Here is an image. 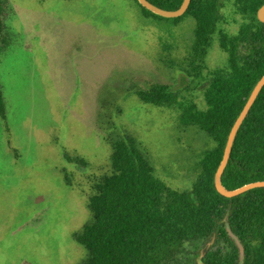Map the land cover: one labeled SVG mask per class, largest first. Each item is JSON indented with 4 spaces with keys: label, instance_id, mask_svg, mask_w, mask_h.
<instances>
[{
    "label": "rangeland",
    "instance_id": "rangeland-1",
    "mask_svg": "<svg viewBox=\"0 0 264 264\" xmlns=\"http://www.w3.org/2000/svg\"><path fill=\"white\" fill-rule=\"evenodd\" d=\"M223 11L222 27L236 33L239 16ZM5 23L0 264H81L73 236L89 220L92 183L110 171L111 140L133 139L179 190L213 145L175 109L139 96L181 84L195 22L144 13L135 0H9ZM225 62L214 38L202 74ZM194 99L205 107L200 91Z\"/></svg>",
    "mask_w": 264,
    "mask_h": 264
},
{
    "label": "trees",
    "instance_id": "trees-1",
    "mask_svg": "<svg viewBox=\"0 0 264 264\" xmlns=\"http://www.w3.org/2000/svg\"><path fill=\"white\" fill-rule=\"evenodd\" d=\"M135 1L144 13L166 18ZM148 1L169 10L182 2ZM263 3L190 0L185 12L172 18L188 16L195 22L182 82L175 87L152 86L139 96L175 109L182 126L205 132L213 145L203 152L191 187L179 190L155 176L133 139L122 135L111 140L110 171L92 183L89 220L73 236L86 250L81 264H264V187L225 197L214 186L228 133L264 74V23L256 18ZM228 5L239 16L234 34L222 27L228 23L223 11ZM8 12L9 0H0V51L8 41ZM214 38L226 53V62L202 74ZM197 91L203 109L194 99ZM0 117L5 118L1 84ZM258 180H264V85L236 132L221 174L228 189ZM226 224L243 246L241 260Z\"/></svg>",
    "mask_w": 264,
    "mask_h": 264
},
{
    "label": "water",
    "instance_id": "water-1",
    "mask_svg": "<svg viewBox=\"0 0 264 264\" xmlns=\"http://www.w3.org/2000/svg\"><path fill=\"white\" fill-rule=\"evenodd\" d=\"M137 1L139 2V4L141 6L145 7L149 11H151V12H153L159 16L166 17V18H173V17H178V16L182 15L185 12V10L187 9L188 4L190 2V0H182L179 7H177L176 9L169 10V9L160 8V7L152 4L148 0H137ZM256 18L260 22L264 23V3L258 7V9L256 11ZM263 85H264V74L255 83V85L252 88L244 106L242 107L237 118L235 119V121H234V123H233V125H232V127L228 133L227 140H226L224 150H223V154H222V158H221L220 163H219V165L215 171V174H214L215 189L219 194H221L225 197L236 196V195H238V194H240V193H242L248 189H251V188L264 187V180L253 181V182L244 184V185L239 186V187L234 188V189L226 188L221 182V174H222V172L226 166V163L228 161L236 132H237L240 124L242 123L244 117L248 113L252 103L254 102L258 92L260 91V89L262 88ZM226 230H227L228 234L230 235V237L236 243L237 248H238V252H239V257L241 260L243 258V254H244L243 246H242L239 238L231 230V228L229 227L228 224H226ZM205 249H206V247L203 248V251H205Z\"/></svg>",
    "mask_w": 264,
    "mask_h": 264
}]
</instances>
